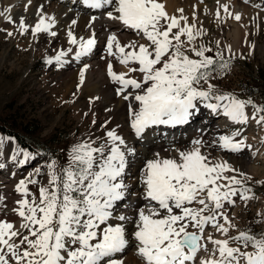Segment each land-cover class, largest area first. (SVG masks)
<instances>
[{"label":"snow or ice","instance_id":"1","mask_svg":"<svg viewBox=\"0 0 264 264\" xmlns=\"http://www.w3.org/2000/svg\"><path fill=\"white\" fill-rule=\"evenodd\" d=\"M83 3L91 9H105L102 15L139 37L127 43L121 42L117 32L106 37L107 55L127 68L116 72L112 61H108L107 74L118 85L116 95L127 102L128 124L138 139L153 127L189 123L201 104L236 124L245 125L249 119L264 123V106L251 98L241 99L235 93L221 91L213 83L227 75L231 64L225 51L219 49V41L215 53L204 43H196L206 32L196 23L190 24L182 9L178 17L169 15L161 0ZM220 7L232 15L227 4ZM42 9L41 5L31 34L56 37L57 32L52 30L56 20L45 16ZM9 11H0V16ZM216 15L220 16L219 10ZM234 18L240 21L241 16L235 14ZM6 19L14 23L11 16ZM96 19L91 16L89 25ZM76 24L73 19L67 37L70 45L78 46L75 58L79 60L92 52L97 40L94 32L88 38H78L71 30ZM19 28L22 35L29 31L24 17H20ZM7 35L13 36V32ZM71 51L70 47L58 52L54 60L62 65ZM227 51L231 52L230 46ZM88 67L84 64L80 69V85ZM248 107L253 110L251 116ZM104 135L106 138L99 143L91 136L75 143L63 165L51 159L46 184L37 179L42 175L40 168L20 179L14 187L19 198L11 209L6 196L0 194V213L4 214L0 218V264H125L115 257L130 241L135 242L136 255L144 264H195L198 253L208 251L207 243L213 245L212 258L201 259L200 264H264V233L254 234L249 229L229 236L236 225L225 211V205H235L237 197L246 203L254 198L248 195L251 189L244 186L251 177L227 160L203 151L205 147H218L235 154L251 148L245 143L246 137L237 139L239 129L220 135L210 144L195 139L188 148L169 147L164 149L168 154L145 156L139 161L135 190L127 182L133 167L130 157L138 155L135 148L129 147L115 129ZM11 139L0 136V150ZM21 154L23 159H18ZM11 159L24 164L31 154L16 148ZM4 167L0 163V169ZM30 185H39V199ZM134 196L139 199H129ZM9 211L19 217V227L7 219ZM257 216L261 218L256 223L264 222L260 213ZM207 226L226 238L214 239L211 234L205 237Z\"/></svg>","mask_w":264,"mask_h":264},{"label":"rangeland","instance_id":"2","mask_svg":"<svg viewBox=\"0 0 264 264\" xmlns=\"http://www.w3.org/2000/svg\"><path fill=\"white\" fill-rule=\"evenodd\" d=\"M195 1L199 2L198 4L203 8H201L202 12L200 14H195V20L192 17V13L196 10L188 13L186 9H183V13L185 16L187 15L186 17H188L190 24L196 23L197 27H202L206 32V35L197 38L196 43H204L211 47L213 53H215L217 51L216 42L219 41V49L225 51V58L231 64L227 75L219 77L213 83L221 91L235 93L241 99L251 98L257 105L264 106V101L260 99L259 94L264 89V16L259 14L258 11L255 12L252 3V6H248V11H250L251 15L248 17V21L242 19L243 17L240 19V21L244 20L243 22L246 23L242 22L241 29H239L240 27L238 28L239 34L241 32L243 34L241 33V35H238L239 37L234 38L232 31L234 24L240 22L235 20L234 15L237 14L236 11L240 5L246 4L245 2H241V0H238L237 4L229 2L227 4L228 12L232 14L229 15L220 7L221 3H219V0ZM47 2L51 7L50 10H54L56 7L58 9L69 8L71 10V1L47 0ZM246 2L249 3L250 0ZM78 3L81 5L82 0H77ZM203 5L207 6L204 7ZM211 5L214 6L212 11L208 9ZM16 7L17 5L14 6L15 9ZM76 7L78 8L79 6ZM87 10L86 12V10H81L80 7L79 9L75 8V14L90 13L91 8ZM218 10L220 12L219 17L216 15ZM175 11L177 10L174 8L172 12L175 13ZM35 15L38 16L36 12L34 13ZM32 18L30 17V21L36 23L34 18ZM7 29L8 27L2 28L0 26L1 124L4 128L22 135L29 146L22 147L13 136L1 131L0 135L12 138L20 149L26 150L31 154V159L24 164H19L13 160L10 161V168L16 171L18 179H23L33 173L36 168H40L42 175L37 177V179L40 184H46L47 163L51 159H56L63 165L67 160L71 147L78 141L88 139L89 136L99 143L106 138L104 134L107 130L115 129L119 135L125 138L127 143L129 142L130 131L124 128L121 121L112 112L116 103L106 106L103 103V98L92 97L85 92V88H80L81 86L78 82L80 78H75L73 85L71 84V78L69 79L70 81L68 80L67 73L79 70L80 67H83L82 65L65 69L53 60L51 53H48L49 55L43 54L41 48L45 47V42L46 47L50 43H47L50 39L47 34H38L34 37L31 34V29H29L26 34L22 35L19 33L17 35V33H14L13 36L9 37L7 35L9 29ZM229 46L231 47V52L227 51ZM53 47L55 48V46ZM101 51L97 50V53ZM98 55L99 53L97 57ZM48 59L53 60L52 64L46 63ZM136 74L135 76L139 77L140 74ZM256 77L262 78L258 81V87L261 90L249 96L246 93L250 89L248 84L251 83L252 78ZM247 109L252 110L251 107ZM219 118L220 116H214L213 122L218 123ZM93 120H95V124H93ZM27 127L28 129L38 127V129L34 133H29L25 130ZM237 129L241 132L239 139L246 137L247 140L252 134V146L260 147L263 144L261 140L264 139V123L255 126L250 125V122L245 125L233 123L225 134H231ZM134 146H136V143H133ZM0 152H2L0 159H2L3 155H6L9 159L13 154V149L5 141ZM18 159H23V156ZM249 165L254 166L255 170H250V173L241 172L251 177L250 180L245 181L244 186L251 189L248 195H254V198L247 201V203L238 197L235 198L237 203L235 204L238 206H236L237 211L234 217H232L234 206H229L230 208L227 211L225 210L232 223L236 225L235 229L229 231V236H236L239 231H248L249 229L254 234L264 233V222L256 223V220L261 218L257 216V213L264 217V160L259 159L253 163L250 162ZM29 187L31 192L39 199V185H30ZM3 216L4 214L0 213V217ZM220 222L223 223V220L221 219ZM205 234L207 236L211 234L214 239L226 238L211 226L206 227L204 236ZM205 243H207L206 240ZM133 246V244L128 246L119 255L124 257L131 254V252L134 253ZM207 246H209L208 255L210 256L212 255L213 245L207 243ZM232 246L235 247L236 244L233 243Z\"/></svg>","mask_w":264,"mask_h":264},{"label":"bare ground","instance_id":"3","mask_svg":"<svg viewBox=\"0 0 264 264\" xmlns=\"http://www.w3.org/2000/svg\"><path fill=\"white\" fill-rule=\"evenodd\" d=\"M70 1H71V10L69 8H67L69 10L62 8L58 9V7H56V9L54 10H50L51 7L49 6L47 0H31L30 4L28 3V0H0V11H3L4 9L10 10L9 12L5 13V16H0V24H1L0 26H2V28L8 27L9 32H13V34L17 33L18 35L19 33H21L19 28V20L20 17H24L25 24L29 26V29H31V27H34V25L39 20V15L34 16V13L35 12L37 13L41 5L43 6L42 11L45 16H52L55 18L56 25L52 30L57 32V36L56 37L50 36V39L47 41V43L49 42L50 43L46 47V42H45V47L41 48V52L46 55L48 53H51V56L54 60V57L57 55L58 52L67 51V49L71 47L72 51L69 52L63 58L64 60L63 64L62 65L59 64V65H61L62 68L69 69V67H77L79 65L84 66V64H87L89 67L85 73V81L82 85H80L81 86L80 88L81 89L85 88V92H87L92 97L94 96V97L103 98V103L106 104V106L113 105L116 103L112 112L114 113L115 116H117V119L121 121L124 128L130 131L129 132L130 137L128 142L129 147H133V143H136V146H134V148L138 155L130 157V160L133 162V167L128 173L130 179L127 181L132 186L133 190H135L137 187V181L135 177L138 174L137 169L139 168V161L143 160L145 156L151 157V155L154 152H162V154H168L164 152V149H167L169 147L188 148L191 146V141L195 139H203L206 142V144H210L212 141L217 140L220 135H224L227 129L233 125L234 122L229 120L227 117L223 116L222 114L218 115L212 113L211 110L205 108L201 104L199 108V112L189 123L184 125H177L175 127L172 126L153 127L147 130V132L145 133L142 139H138L128 124V119H129L127 112L128 109L126 110L125 108L127 102L124 101L120 96L116 97L118 95H116L115 90L118 87V85L114 84L107 74L108 61H112L114 71L116 72L127 71V68L121 65L113 57L107 55L106 37L110 32H117L119 39L121 40L122 43H127L132 40H137L139 39V37H137L135 33H133L131 30L124 29L116 22L107 19L106 15H102L105 9H91L90 13H84L83 15L75 14L76 12L75 8L79 9L80 7L81 10L83 11L86 10L87 12L88 11L87 9H89V7L83 3V0L81 5H79L81 2L77 4V0H70ZM70 1L67 0V2ZM246 1L249 0H241V2H245L246 4H243L242 6L240 5L238 10L236 11L237 14H240L241 18L243 17L242 19L247 20L248 17L251 16L249 13L250 11H248L249 9L248 6H252V5L255 8V12L258 11L259 14L264 16V0H250L249 3ZM161 2L164 3L166 11L169 15H176L178 17L181 15L179 11L180 9L182 10L186 9L188 13H192V10H196L195 14L196 13L200 14L202 12L201 10L203 9L200 6V4H198L199 2L197 3V1L195 0H161ZM229 2H233L234 4H237L239 1L219 0V3H221V5L228 4ZM15 5H17L16 9L14 8ZM26 5H27V11H25ZM213 5L209 6L208 9L212 11L213 7L215 6ZM76 6L79 7L77 8ZM203 6L206 7L207 5H203ZM174 8L177 10L175 11V13H173L174 11L172 12ZM182 14L185 16L184 13ZM93 15H95L97 19L95 23L90 26L89 21L91 16ZM6 16H11L14 23H10L6 19ZM30 17H33L36 23L31 22ZM73 19L77 20V24L71 26V30L78 38L79 37L88 38L89 35L92 32H94L97 40V43L94 46L92 52L85 57H81L79 60L75 58V53L77 51L78 46L70 45L68 43V37H67V32L71 25L69 23H71ZM244 20H241L240 22L234 24V28L232 30L234 38H236L238 35H241L242 32L239 34L238 28L242 26L243 23H245L243 22ZM181 23H183V21ZM239 29H241V27ZM140 42L145 43L146 41L140 40ZM52 46H55V48L54 47L52 48ZM97 50L98 51L102 50L101 52H98L99 53L98 57H97L98 54ZM81 68L83 67H80V69ZM80 69L68 73L66 72L68 80L70 78H71L70 80H72L71 81L72 85L73 83H75L74 81L75 78L76 79L80 78L79 76ZM135 74L136 73H132V75L134 76ZM78 82L80 83V81ZM246 111L248 112L249 116H251L252 110L246 109ZM214 116H220V118L218 119L219 120L218 123L213 122ZM249 122L250 125H254V126L257 125L255 120L249 119L248 123ZM252 138L253 135L251 134L249 139L245 141L247 145H251V148H245L240 153H235V154L228 153L218 147H205L203 151L210 152L212 157L214 158L227 160L233 167H235L236 169L237 168L240 169V171L250 173V170L252 169L255 170L254 166L249 165L250 162L253 163L259 159L264 160V139L261 140L263 144H261L260 147H254L252 146V141H253ZM237 139H239V137H237ZM6 142L9 143L12 149L20 148L14 142L13 139L6 140ZM3 156L1 157L2 159H0V163H3L5 167L0 169V194L6 196V203L8 209H11L14 206V201L19 198V194L14 191V187L15 184L20 179L17 178L18 175L16 174V171L10 168V161L12 160L11 157L9 156L10 157L9 160L8 157H6V155ZM231 174L232 173H229V175ZM129 199L136 201L139 199V197L134 196V197H130ZM236 204L225 205L226 211L228 210V208H230L229 206H234L232 211L233 212L232 217L235 216L237 211L236 206L238 205ZM121 208L122 210L131 214L129 209L123 208V205H121ZM7 219L9 221L14 222L16 226L19 227L20 219L11 211L7 213ZM205 237H207L206 234ZM132 244L134 245L133 247L135 250V242L130 241L129 246H132ZM207 249L209 250V246H207ZM208 253L209 251L201 250L197 255V259L195 263L197 262V264H200L201 259H205V260L211 259L212 255L209 256ZM115 258L123 259L125 264H144L143 260L136 255V250L134 253L131 252V254L125 255L124 257L122 255L117 254Z\"/></svg>","mask_w":264,"mask_h":264},{"label":"trees","instance_id":"4","mask_svg":"<svg viewBox=\"0 0 264 264\" xmlns=\"http://www.w3.org/2000/svg\"><path fill=\"white\" fill-rule=\"evenodd\" d=\"M262 78L256 77V78H252V80L250 81L251 83H249L248 85L250 86V89L246 91V93L249 96L254 95L256 92H259V85H258V81L261 80ZM260 99H262L264 101V89L262 91H260ZM264 103V102H263ZM38 129V127H34V129H28L25 128L26 132L29 133H34L36 130ZM0 130L8 135H11L13 137H15V139L17 140V142H19L21 144V146L23 147H28V143L25 141V139L23 138L22 135H20L17 132H14L10 129L4 128L3 125L1 124V118H0Z\"/></svg>","mask_w":264,"mask_h":264}]
</instances>
